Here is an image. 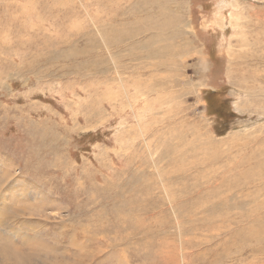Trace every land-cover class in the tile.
Returning a JSON list of instances; mask_svg holds the SVG:
<instances>
[{"label": "rangeland", "instance_id": "rangeland-1", "mask_svg": "<svg viewBox=\"0 0 264 264\" xmlns=\"http://www.w3.org/2000/svg\"><path fill=\"white\" fill-rule=\"evenodd\" d=\"M0 197L24 264H264V0H0Z\"/></svg>", "mask_w": 264, "mask_h": 264}, {"label": "bare ground", "instance_id": "bare-ground-1", "mask_svg": "<svg viewBox=\"0 0 264 264\" xmlns=\"http://www.w3.org/2000/svg\"><path fill=\"white\" fill-rule=\"evenodd\" d=\"M149 2H152V1H149ZM154 2V1H153ZM151 4V3H150ZM236 4V3H235ZM155 5V4H154ZM251 5V4H250ZM153 6V4L151 5ZM158 6V4H157ZM163 6H158L157 9H159V13H162L163 11ZM242 14V13H241ZM159 16V15H158ZM159 26V24L156 25V28ZM4 179L6 178L5 176L3 177ZM8 182V181H7ZM13 185V184H12ZM11 185V186H12ZM4 188V187H3ZM11 194V193H10ZM11 198V197H10ZM13 198H14V195H13ZM0 200L2 201L1 197H0ZM41 200V199H40ZM10 201V200H9ZM5 204V207H4V211H2L0 213V217L1 219L2 218H7V217H10V219H7L9 220L11 223L12 222H15L14 221V214H17L18 213V206L15 207L14 209V205L12 208H9L7 209V204L5 202H3ZM3 210V209H2ZM5 221L6 220H3V221H0V260H3L0 262V264H21L23 263L22 261L24 260V258L19 255V245L17 244V240L16 237H20V239H22L23 243L24 242H28L30 241L31 239V236H29L27 233L25 234V232L20 229V228H13L14 225L13 224H7L5 225ZM17 223V222H16ZM115 226V225H114ZM10 229V231H9ZM31 230V229H30ZM12 231V232H11ZM10 232V233H9ZM32 232V231H31ZM48 235V234H47ZM33 240V239H32ZM72 240V239H71ZM38 242V241H37ZM53 242V241H52ZM71 246L73 245L72 242L70 243ZM27 245V244H26ZM32 245V244H31ZM41 245V244H40ZM43 245V244H42ZM54 246V245H52ZM22 247V246H21ZM33 247V246H32ZM43 247V246H42ZM41 247V248H42ZM55 247V246H54ZM27 248V247H26ZM29 249V247H28ZM34 249V248H33ZM36 249H40L39 246L38 248ZM50 250H51V247H50ZM53 250V249H52ZM37 251V250H36ZM54 251V250H53ZM52 251V252H53ZM75 251V250H74ZM21 252V251H20ZM83 253V252H81ZM53 254V253H52ZM84 254V253H83ZM57 255V254H56ZM86 256V255H85ZM84 257V256H83ZM58 258V257H57ZM84 259V258H82ZM18 260V261H17ZM59 261V260H58ZM21 262V263H20ZM24 264V263H23ZM27 264V263H26ZM53 264V263H52ZM54 264H55V260H54Z\"/></svg>", "mask_w": 264, "mask_h": 264}]
</instances>
